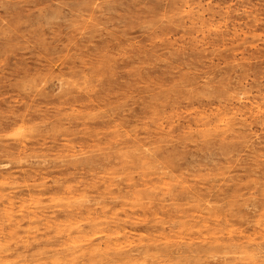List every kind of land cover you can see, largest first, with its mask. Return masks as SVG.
Wrapping results in <instances>:
<instances>
[{
    "label": "rangeland",
    "instance_id": "obj_1",
    "mask_svg": "<svg viewBox=\"0 0 264 264\" xmlns=\"http://www.w3.org/2000/svg\"><path fill=\"white\" fill-rule=\"evenodd\" d=\"M0 264H264V0H0Z\"/></svg>",
    "mask_w": 264,
    "mask_h": 264
},
{
    "label": "bare ground",
    "instance_id": "obj_2",
    "mask_svg": "<svg viewBox=\"0 0 264 264\" xmlns=\"http://www.w3.org/2000/svg\"><path fill=\"white\" fill-rule=\"evenodd\" d=\"M118 253L121 254L122 252L119 250ZM126 257H127V256H126ZM128 258L130 259V261H132V260L135 259V258H133V257H131V256H129ZM118 262H120V260H118Z\"/></svg>",
    "mask_w": 264,
    "mask_h": 264
}]
</instances>
